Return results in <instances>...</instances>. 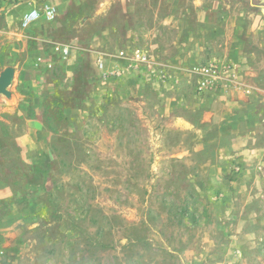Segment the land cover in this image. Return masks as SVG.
<instances>
[{
    "label": "rangeland",
    "instance_id": "obj_1",
    "mask_svg": "<svg viewBox=\"0 0 264 264\" xmlns=\"http://www.w3.org/2000/svg\"><path fill=\"white\" fill-rule=\"evenodd\" d=\"M263 8L69 2L49 152L0 138V264H264Z\"/></svg>",
    "mask_w": 264,
    "mask_h": 264
},
{
    "label": "crops",
    "instance_id": "obj_2",
    "mask_svg": "<svg viewBox=\"0 0 264 264\" xmlns=\"http://www.w3.org/2000/svg\"><path fill=\"white\" fill-rule=\"evenodd\" d=\"M40 2L0 0V73L7 67L14 69L13 81L8 87L9 97L0 95V138L13 137L28 155L42 154L50 149L44 140L50 133L44 126L42 92L44 89L51 90L52 85L46 81V77L54 70L58 71L64 63L56 47L67 45L58 42L54 34L62 30L61 17L68 3L79 0H44L56 6L55 20L48 24L41 17L29 28H22V15L39 8ZM92 48L97 47L92 45ZM75 56L71 51L66 61L72 68H75ZM59 90L68 91L63 88ZM39 114L43 119L39 118Z\"/></svg>",
    "mask_w": 264,
    "mask_h": 264
},
{
    "label": "built area",
    "instance_id": "obj_3",
    "mask_svg": "<svg viewBox=\"0 0 264 264\" xmlns=\"http://www.w3.org/2000/svg\"><path fill=\"white\" fill-rule=\"evenodd\" d=\"M57 9L56 6L49 3L44 2L40 5L37 9H32L31 11L24 13L21 18V27L26 29L29 28L31 24L39 20L41 17L44 19L45 22L48 24L53 22L56 18ZM58 52H61L62 58L67 59L70 54L69 46H64L63 48L56 47ZM123 53H121L122 55ZM135 58L145 60V54L143 53H136ZM216 73V66L210 65L208 67H203L200 69V74L204 77H208L210 75H215ZM206 80L199 82V89H203L206 86Z\"/></svg>",
    "mask_w": 264,
    "mask_h": 264
},
{
    "label": "water",
    "instance_id": "obj_4",
    "mask_svg": "<svg viewBox=\"0 0 264 264\" xmlns=\"http://www.w3.org/2000/svg\"><path fill=\"white\" fill-rule=\"evenodd\" d=\"M262 13L264 14V8ZM13 77L14 69L12 67H7L0 73V95L9 97L8 87L12 84Z\"/></svg>",
    "mask_w": 264,
    "mask_h": 264
},
{
    "label": "trees",
    "instance_id": "obj_5",
    "mask_svg": "<svg viewBox=\"0 0 264 264\" xmlns=\"http://www.w3.org/2000/svg\"><path fill=\"white\" fill-rule=\"evenodd\" d=\"M40 160L43 161L44 159H40ZM37 162H38V160H37ZM37 162H35L33 164V166L35 167L34 168L35 172H37V171H39L41 169L40 168L41 165L39 166ZM51 168H52L51 162H48V161L44 160V170L42 171V173L44 174V186L46 185V179L48 178V175H49V173L51 171Z\"/></svg>",
    "mask_w": 264,
    "mask_h": 264
}]
</instances>
